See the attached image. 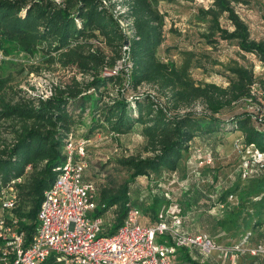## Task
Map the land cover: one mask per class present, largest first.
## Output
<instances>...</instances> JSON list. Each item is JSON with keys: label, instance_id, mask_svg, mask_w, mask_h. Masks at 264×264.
<instances>
[{"label": "trees", "instance_id": "trees-1", "mask_svg": "<svg viewBox=\"0 0 264 264\" xmlns=\"http://www.w3.org/2000/svg\"><path fill=\"white\" fill-rule=\"evenodd\" d=\"M130 2L128 8L137 39L125 37L100 0H64L60 5L52 0H0V51L7 54L13 46L34 54L39 48H45L51 59L61 66H75L82 74H92V80L84 86L73 78L70 84L55 88L53 95L46 99L14 104L2 96L6 84L0 79V120L16 123L13 142L0 146V194L8 187L17 191L15 213L28 241L37 228L42 194L54 182L65 161L63 149L68 135H80L76 127L81 125L79 117L85 112L87 103L91 113L90 133L103 124L116 136L130 133L136 125L141 126L144 150L151 156L129 157L119 162L131 172L132 180L148 174L175 173L187 153L189 159L196 154L197 146H192L194 140L210 141L224 131L240 134L245 146L255 145L264 153V127L254 124V114L237 115L230 124L217 117L234 103L256 100L254 70L231 67L225 88L212 83L195 85L186 67L177 68L172 62H163L157 57L163 42V15L156 8L157 0ZM212 4L215 10H200L203 16L211 17L209 31L204 36L207 41L217 34L220 40L235 42L242 52L255 55L264 67V41L252 39L248 24L231 1L213 0ZM218 13L227 14L232 30L220 26ZM92 39H99L111 48L113 56L108 58L98 48L91 51ZM125 43L129 44L132 62L129 88L136 90L142 84H151L164 96L165 102L151 94L134 96L130 102L120 93L110 103H103V94L110 86L121 84L123 79L119 75L103 76L100 69L104 65L108 69L114 67ZM197 100L203 102L208 113L177 112L179 107L187 108ZM71 106L78 109L80 116H75ZM229 127L230 130H226ZM18 178L22 181L14 184ZM244 181L249 184L246 188L229 186L220 195V202L225 205L230 196L237 195L238 205L224 218L211 219L218 231L233 234V237L238 234L246 237L264 227V174ZM127 193L128 183H125L114 194L105 191L98 194V206L103 204L104 207L95 211V217L116 207L117 217L110 234L122 225L127 204H131ZM201 195L205 194L198 190L193 197L197 200ZM164 204L163 199L153 198L149 206H142L143 218L149 217L153 221L150 224L155 223ZM249 204L253 212L249 211ZM192 205V199L185 197L186 210ZM25 206H28L27 211ZM175 262L201 264L182 248L177 249ZM46 264L53 262L49 259Z\"/></svg>", "mask_w": 264, "mask_h": 264}, {"label": "rangeland", "instance_id": "rangeland-1", "mask_svg": "<svg viewBox=\"0 0 264 264\" xmlns=\"http://www.w3.org/2000/svg\"><path fill=\"white\" fill-rule=\"evenodd\" d=\"M32 1V0H28ZM34 1V0H33ZM60 5L64 0H52ZM198 0H157L156 8L163 15V42L157 51V57L163 62H172L177 68L186 67L195 85L212 83L220 87H227L231 76L229 69L243 66L252 68L255 74L256 100L240 101L232 104L217 115L220 120L229 121L243 113L255 115L254 124L264 127V67L253 54L242 52L235 42L220 40L215 34L211 40L204 37L209 31L210 16H203L200 10H206L198 5ZM208 1V8L214 9L213 0ZM231 5L244 20L251 31L252 39L264 41V0H230ZM211 2V3H210ZM124 7H121V9ZM220 26L232 30L226 13H218ZM91 51L98 48L110 58L113 50L99 39L91 40ZM51 56H54L52 53ZM108 70L102 67L100 73ZM124 75V69H122ZM122 75V76H123ZM83 86L92 80V74H82L75 66L63 67L53 61L45 48H39L34 54H28L18 48L10 47L6 53L0 51V79L5 81L2 96L12 104L23 101H36L52 96L55 88L70 84L72 79ZM121 84H114L103 94V103L122 94L127 100L140 94H151L165 102L156 86L142 84L136 90L125 88ZM89 92H92L90 89ZM45 98V99H46ZM71 110L78 114V109L71 106ZM177 112L190 111L199 114L208 113L203 102L193 101L187 108L179 107ZM77 116H80L79 114ZM81 125L76 128L80 136L89 138L87 176L95 182L98 194L105 191L114 194L128 183V197L142 214L141 223L150 224L151 218H143L142 206H149L153 198H161L165 204H177L183 216V228L191 234H205L215 244L216 250L208 254L191 253L193 259L201 264H264V256H254L250 253L258 245H264V227L249 236L241 234H224L218 231L211 219L224 218L239 201L237 195L227 200V205L220 202V195L229 186L238 185L241 189L249 184L242 179L244 163H248L249 170L258 176L264 174V168L258 167L252 157L242 156L234 150V143L242 136L233 131H224L215 135L212 140L196 139L197 152L189 159L188 153L175 173L161 172L159 175L148 174L135 179L130 178L131 172L119 164L120 160L129 157L146 158L151 156L144 150L145 140L141 136V126L136 127L125 135H110L107 125L90 133L92 126L91 113L88 103L85 112L79 117ZM15 122L0 120V146L13 142ZM262 125V126H260ZM226 130H230V127ZM210 154L212 165L197 168L196 156ZM189 159V162H188ZM186 161V163H185ZM188 162V163H187ZM188 164V167L187 165ZM189 168V169H187ZM202 191L205 195L194 198L195 192ZM191 198L193 205L189 211L183 206L184 198ZM256 199H253L255 201ZM183 201V202H182ZM195 202V203H194ZM253 212L252 205H248ZM25 211L28 206H25ZM160 209V210H161ZM111 214L104 216L107 221ZM160 237L158 242H162Z\"/></svg>", "mask_w": 264, "mask_h": 264}, {"label": "built area", "instance_id": "built-area-1", "mask_svg": "<svg viewBox=\"0 0 264 264\" xmlns=\"http://www.w3.org/2000/svg\"><path fill=\"white\" fill-rule=\"evenodd\" d=\"M100 1L117 21L125 37L137 39L128 8L130 0ZM197 2L208 9V1ZM129 52V44H123L120 59L113 68L102 72L103 76H121V90L130 86L132 62ZM254 90L253 86V94ZM90 143L91 140L80 135H68L63 149L65 161L54 182L42 194L37 228L29 241L25 232L20 230V219L15 213L17 191L14 187L2 191L0 263L46 264L51 259L53 264H176L175 255L179 248L200 255L216 250L207 235L184 230L183 216L177 204L163 207L155 223L145 224L140 221L142 214L139 209L128 203L122 225L110 234L117 217L116 207L95 217V211L104 205L98 206V188L87 176ZM234 150L242 156L252 157L258 167L264 168V153L255 145L245 146L241 138L234 143ZM195 158L198 169L209 167L213 162L210 154ZM243 167V180L258 176V173L249 170L248 163H244ZM21 181L18 178L13 183ZM233 198L230 196V199ZM107 214L111 215L106 221L104 216ZM160 237H164L162 242H158ZM250 253L254 256L264 254V247L258 245Z\"/></svg>", "mask_w": 264, "mask_h": 264}, {"label": "crops", "instance_id": "crops-1", "mask_svg": "<svg viewBox=\"0 0 264 264\" xmlns=\"http://www.w3.org/2000/svg\"><path fill=\"white\" fill-rule=\"evenodd\" d=\"M195 141L196 140L193 141L192 146H197Z\"/></svg>", "mask_w": 264, "mask_h": 264}]
</instances>
